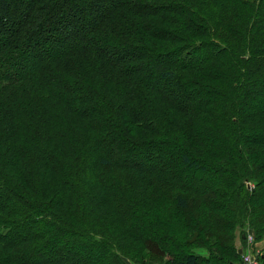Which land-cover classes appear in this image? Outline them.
Listing matches in <instances>:
<instances>
[{
  "label": "trees",
  "instance_id": "16d2710c",
  "mask_svg": "<svg viewBox=\"0 0 264 264\" xmlns=\"http://www.w3.org/2000/svg\"><path fill=\"white\" fill-rule=\"evenodd\" d=\"M1 3L0 264L251 254L264 0Z\"/></svg>",
  "mask_w": 264,
  "mask_h": 264
},
{
  "label": "rangeland",
  "instance_id": "374dc122",
  "mask_svg": "<svg viewBox=\"0 0 264 264\" xmlns=\"http://www.w3.org/2000/svg\"><path fill=\"white\" fill-rule=\"evenodd\" d=\"M30 0H24V8H26V6H27V3L29 2ZM3 3L4 2V0H0V3ZM1 3V4H2ZM98 4H100V2H96V4H94V3H91V4H88V6H86V8L84 9V11L82 12V14L79 16V27H80V25L82 24V23H84V14H85V12L86 11H88V10H86L88 7L90 8V7H92L93 8V6H94V8L95 7H97L98 6ZM13 10H16V11H18V9H19V7L18 6H13V8H12ZM82 28V27H81ZM71 31V30H70ZM72 31H74V30H72ZM70 34V33H69ZM71 35V34H70ZM198 177V176H197ZM209 178H212V177H210L209 176ZM246 243H247V245H253V246H250L249 248H248V251H250L249 253H251V255L254 257V259L256 260V262H257V264H262V262H261V256L263 255V253H264V240H261V241H259V242H255V240H254V238L252 237V235H248L247 236V241H246ZM238 244V243H237ZM242 261H243V257H241V261H240V263H242ZM130 264H137V263H132V262H129Z\"/></svg>",
  "mask_w": 264,
  "mask_h": 264
},
{
  "label": "built area",
  "instance_id": "2783aa9c",
  "mask_svg": "<svg viewBox=\"0 0 264 264\" xmlns=\"http://www.w3.org/2000/svg\"><path fill=\"white\" fill-rule=\"evenodd\" d=\"M243 261L240 264H257L256 260L251 254L242 255Z\"/></svg>",
  "mask_w": 264,
  "mask_h": 264
},
{
  "label": "water",
  "instance_id": "95a60500",
  "mask_svg": "<svg viewBox=\"0 0 264 264\" xmlns=\"http://www.w3.org/2000/svg\"><path fill=\"white\" fill-rule=\"evenodd\" d=\"M238 254H240V255H241V250H238Z\"/></svg>",
  "mask_w": 264,
  "mask_h": 264
}]
</instances>
